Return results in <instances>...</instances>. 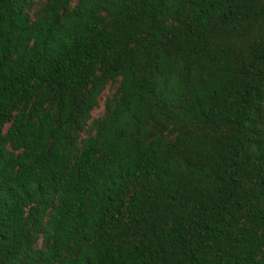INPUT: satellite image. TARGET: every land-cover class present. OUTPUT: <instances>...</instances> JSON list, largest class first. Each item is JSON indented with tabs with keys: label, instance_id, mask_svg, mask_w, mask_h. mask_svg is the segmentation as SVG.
Instances as JSON below:
<instances>
[{
	"label": "trees",
	"instance_id": "1",
	"mask_svg": "<svg viewBox=\"0 0 264 264\" xmlns=\"http://www.w3.org/2000/svg\"><path fill=\"white\" fill-rule=\"evenodd\" d=\"M0 264H264V0H0Z\"/></svg>",
	"mask_w": 264,
	"mask_h": 264
}]
</instances>
